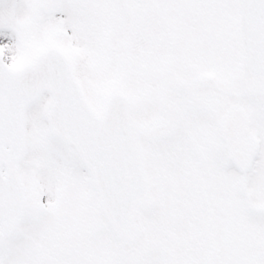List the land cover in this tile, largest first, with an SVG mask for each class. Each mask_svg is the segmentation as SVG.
Here are the masks:
<instances>
[{
    "label": "snow or ice",
    "instance_id": "1",
    "mask_svg": "<svg viewBox=\"0 0 264 264\" xmlns=\"http://www.w3.org/2000/svg\"><path fill=\"white\" fill-rule=\"evenodd\" d=\"M0 264H264V0H0Z\"/></svg>",
    "mask_w": 264,
    "mask_h": 264
}]
</instances>
